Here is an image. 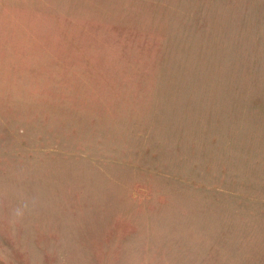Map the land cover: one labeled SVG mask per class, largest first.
<instances>
[{
	"label": "rangeland",
	"instance_id": "rangeland-1",
	"mask_svg": "<svg viewBox=\"0 0 264 264\" xmlns=\"http://www.w3.org/2000/svg\"><path fill=\"white\" fill-rule=\"evenodd\" d=\"M0 264H264V0H0Z\"/></svg>",
	"mask_w": 264,
	"mask_h": 264
}]
</instances>
